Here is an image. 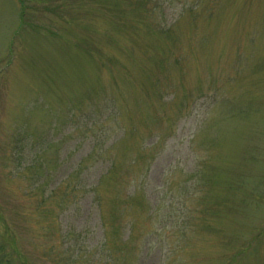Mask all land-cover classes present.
I'll use <instances>...</instances> for the list:
<instances>
[{
    "label": "rangeland",
    "instance_id": "obj_1",
    "mask_svg": "<svg viewBox=\"0 0 264 264\" xmlns=\"http://www.w3.org/2000/svg\"><path fill=\"white\" fill-rule=\"evenodd\" d=\"M200 1L0 0L6 264H264V0Z\"/></svg>",
    "mask_w": 264,
    "mask_h": 264
},
{
    "label": "trees",
    "instance_id": "obj_2",
    "mask_svg": "<svg viewBox=\"0 0 264 264\" xmlns=\"http://www.w3.org/2000/svg\"><path fill=\"white\" fill-rule=\"evenodd\" d=\"M214 2V0H201L200 1V4H212ZM189 9V6L188 8ZM195 9V7H191L189 10L192 11L190 12L191 14V17L195 14V11H193ZM210 12L209 10L207 11V17L206 18H201L199 20L198 23H200L201 21L205 22L206 20H209L210 19ZM194 20V23H197L196 19L195 18H192V21ZM142 23H146V22H142ZM158 32L160 33V29L159 27L157 28ZM161 31H165L166 34H169L170 36H173L174 34V28L172 27H163L161 28ZM174 37V36H173ZM113 103L117 104L118 101L115 102V100L113 99ZM99 142H94V151L93 153H90L88 155H86V158L88 159L89 157H91V154L92 156L94 157V164L96 166H98L99 168L93 173L94 177H96V179L94 180V182H91L90 184V188H89V191L93 192L94 196H93V202L95 204V211H96V214L99 215V226L100 227H103L105 230L104 231H107L109 229V227L113 226L115 229H119L121 230V219H120V222L119 220H113L112 217L114 216V214H111V217H110V214H108V211L106 209V205H105V201H104V196L102 195L101 193V187L103 186V183L105 182V180L107 179V177L109 175H113L114 174V171H115V168L117 166V162L115 160V158H110V150L112 149L111 147L109 148V146H105V148H102L99 146ZM104 145H107L106 143H104ZM104 149V150H102ZM83 161H80V163L82 164V162L85 163V160L84 158H82ZM92 160V159H91ZM84 165V164H83ZM103 168H106L105 170L102 171ZM83 173H84V170H82ZM92 176V174H91ZM67 179H64L62 182H66ZM62 185V186H61ZM64 188V184H60L59 187L57 188H53L51 190V193H50V197L53 198L55 196H58L59 197V200H60V206L61 208H65V202L69 200V197L67 198L68 194L71 193L75 188H70V184L66 186L65 189ZM42 197H46V195H42ZM43 199V198H42ZM44 201L45 200H49L47 198L43 199ZM82 200V199H81ZM80 200V201H81ZM66 210V208L64 209ZM94 211V212H95ZM64 216L67 217V215L64 213ZM73 218H75L73 216ZM119 219V218H118ZM62 229V228H61ZM63 230V229H62ZM63 234V246H66L67 249L66 251L69 253L71 251H73V247L75 246L72 242L76 239H73V237L75 236V234L71 233V232H66L64 231V233H61V235ZM69 235H73V237L70 239V240H67ZM83 238V237H82ZM106 240H102L101 243L103 244V248H105L107 245H108V239L107 237L105 236ZM76 245L79 244V239L77 242H75ZM2 246V247H1ZM80 247L78 248L80 251H82V248H83V245H79ZM0 264H6L8 263L11 259L9 258V256L4 253V246L0 244ZM116 259L114 257H112V261L113 262H117V260L115 261ZM96 264L97 261L99 260H94Z\"/></svg>",
    "mask_w": 264,
    "mask_h": 264
}]
</instances>
